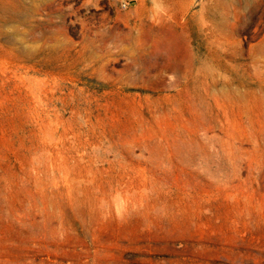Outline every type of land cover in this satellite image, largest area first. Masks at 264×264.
Instances as JSON below:
<instances>
[{"label": "rangeland", "instance_id": "374dc122", "mask_svg": "<svg viewBox=\"0 0 264 264\" xmlns=\"http://www.w3.org/2000/svg\"><path fill=\"white\" fill-rule=\"evenodd\" d=\"M0 264H264V0H0Z\"/></svg>", "mask_w": 264, "mask_h": 264}]
</instances>
